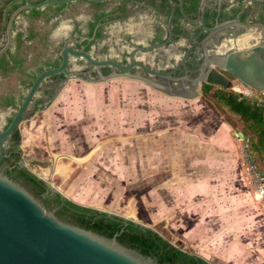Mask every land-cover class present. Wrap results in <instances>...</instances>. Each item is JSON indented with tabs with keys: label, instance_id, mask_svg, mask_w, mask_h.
<instances>
[{
	"label": "rangeland",
	"instance_id": "obj_1",
	"mask_svg": "<svg viewBox=\"0 0 264 264\" xmlns=\"http://www.w3.org/2000/svg\"><path fill=\"white\" fill-rule=\"evenodd\" d=\"M115 4L110 1L105 7L111 9ZM93 10L88 1L79 0L55 19L47 21L41 17L32 23L51 35L60 29V35L53 38L54 52H58L63 35L73 30L77 21L84 25ZM132 14L122 22L108 24L104 40L112 43L113 33L119 29H115L116 25H124L127 30L134 20L142 24L144 18L151 17L149 13L144 14L145 17ZM22 18L28 22L26 17ZM57 57L55 53L54 58ZM70 76L61 81L42 110L22 122L24 166L43 178L51 177L55 186L78 202L132 217L152 226L184 249H196L211 261L215 260L213 252H206L207 242L196 234L198 216L210 209L205 206L199 212L180 208L171 209L175 212L163 210V183L173 178L179 155L191 158L212 152V148L203 144L208 143L209 130L214 131L208 123L212 122L210 115L214 107L220 111L222 119L227 117L240 125L239 115L216 100L209 104L198 96L170 95L125 76L109 79H101L100 75L99 78H86L77 73ZM227 89L239 92L232 87ZM201 119L204 120L200 122ZM238 132L233 131L231 135L238 142L237 149L241 153ZM191 144L196 146L191 149ZM180 162L184 165L181 170L192 169L199 173L198 177L207 168V161L194 170L190 160ZM260 165L264 170V162ZM245 174L240 172L239 184L248 193L244 208L249 212L240 240L248 249L257 251L260 264H264V204ZM211 180L222 185L223 176L217 174ZM187 198L188 204L194 200ZM209 200L215 198H201L205 205L212 203ZM211 211L215 218L219 210L213 208ZM230 261L235 263L238 259Z\"/></svg>",
	"mask_w": 264,
	"mask_h": 264
},
{
	"label": "flooded vegetation",
	"instance_id": "obj_2",
	"mask_svg": "<svg viewBox=\"0 0 264 264\" xmlns=\"http://www.w3.org/2000/svg\"><path fill=\"white\" fill-rule=\"evenodd\" d=\"M6 1L0 0V6L5 5ZM76 1L79 0L67 3L59 12H56L55 5L49 7L47 4L41 7L42 12L37 16L31 14V8L17 13L13 22L11 44L0 55V132L7 129L11 123L37 75L61 63L62 50L65 46L71 45L77 49L87 50L99 60L111 59L122 65H129L134 61L133 66L127 70L111 64L97 66L83 56L70 54L66 72L46 77L19 123L7 138L0 137L5 151L1 164L9 175L15 167H26L22 164L24 158V151L21 148L22 122L42 110L46 101L55 95L61 81L74 73L86 78L97 76L99 78L98 68L103 74H109L114 69L120 72L140 71L161 81L167 80L171 84L186 82L196 89L193 79L201 74L202 66L206 71L209 69L205 64L206 59H215L218 55L227 56L238 47L241 48L240 55L243 59L257 52L261 56L264 55L261 50V47H264V0H102L104 2L102 4L94 3L95 0H85L94 7L92 15L84 25L75 22L73 30L59 40L58 52H54L55 45L53 46L51 33L33 23L41 17L47 21L55 19ZM110 1H115L116 4L108 9L105 5ZM25 2L15 0L6 6L5 15L12 5L20 3L10 12L4 28L0 21V50L8 40L7 26L10 16ZM173 8L174 15L170 24ZM131 13L132 15L138 13L144 17L146 16L144 14L149 13L151 17L144 18L142 24L134 20L127 30L124 25H116L115 29H119L113 33L112 43L105 41L103 36L109 30L108 24L117 20L122 22ZM23 16L28 22L23 21ZM237 17L241 22L228 26L224 30L226 34L207 38L210 33L209 27ZM234 38L236 41L228 40ZM223 39L227 43L222 52H219L217 44ZM55 53H58L57 58H54ZM140 62L152 70L170 71L175 78L165 80L159 74L148 72ZM212 64L232 82L231 84L241 82L225 68L214 62ZM205 82H201V92ZM50 192L53 193L47 187L44 195Z\"/></svg>",
	"mask_w": 264,
	"mask_h": 264
},
{
	"label": "water",
	"instance_id": "obj_3",
	"mask_svg": "<svg viewBox=\"0 0 264 264\" xmlns=\"http://www.w3.org/2000/svg\"><path fill=\"white\" fill-rule=\"evenodd\" d=\"M25 1L10 16L7 26L8 40L0 50V55L11 44L13 22L18 12L26 8L44 7L49 3L67 4L74 0ZM173 15L174 8L170 16V24ZM240 22L241 20L237 17L217 23L208 28L210 33L207 38H216L220 34H226L224 30L228 26L239 24ZM170 24L169 27L171 29ZM228 40H235V38ZM226 43L227 41L223 39L222 42L217 44L219 52H222ZM261 50L264 53V47H261ZM70 54L83 56L90 63L97 66L111 64L127 70L134 63L133 61L129 65H122L111 59L99 60L87 50L77 49L71 45L65 46L62 50L61 63L57 66L49 67L37 75L11 123L7 129L0 132V137L4 136L7 138L19 123L39 85L46 77L51 74L66 72ZM240 54L241 48L238 47L227 56L218 55L215 59H206L205 64L209 69L206 71V68L202 66L201 74L193 79V83L197 86L196 89L186 82L171 84L166 80V78H175L170 71L152 70L141 62L140 64L144 69L152 74L163 76L166 81H161L150 75L147 76L140 71L120 72L114 69L109 74H103L99 69V75L101 79H109L116 76L139 79L170 95L195 97L202 94V81L224 88L232 87V82L214 67L212 64L214 62V64L225 68L236 76L244 85L250 86L264 94V55L261 56L257 52L243 59ZM5 150L7 151V149ZM4 155L5 151L2 147V140H0V264H165L158 261L154 256L145 254L139 249L120 241L118 239L120 232H115L112 236H108L61 218L54 208H48L42 198L37 196L27 185L3 170L1 161ZM43 179L52 192L59 191L67 196L58 186L52 183L51 177ZM107 211L110 214H118L113 211ZM123 217L127 222L128 220H133L142 226L152 227L132 217Z\"/></svg>",
	"mask_w": 264,
	"mask_h": 264
},
{
	"label": "crops",
	"instance_id": "obj_4",
	"mask_svg": "<svg viewBox=\"0 0 264 264\" xmlns=\"http://www.w3.org/2000/svg\"><path fill=\"white\" fill-rule=\"evenodd\" d=\"M197 98L211 104L202 99L201 95ZM213 109L215 110L210 115L212 122L208 121V123H211L214 131L209 130L208 143L203 144L205 147L212 148V152L203 156L200 154L199 156L193 155L191 158L180 157L179 155V158L176 159L177 162H175L173 178L163 183V210L175 212L171 209L180 208L182 211L190 209L191 212H199L201 207L206 206L210 210L202 212L203 214L198 216L200 219L197 222L199 228L196 229L198 230L196 234L198 233L199 239L207 242L208 249L206 252H213L215 260L212 262L214 264H260L262 262L259 259L258 252L252 248L248 249L244 243L241 244L240 240V235L245 232L244 227L247 225L248 219L246 216H248L249 211H245L244 208L247 207L246 196H248V193L244 190L242 184H239L241 183L240 172L245 174L246 170L243 167L241 153L237 149L238 142L231 135L237 129L227 117L223 116L225 119L220 117L222 114L219 113L218 109L215 107ZM203 120L199 121L202 122ZM199 142L198 140V146H200ZM194 146L196 145L191 144V149ZM184 160L186 162L190 160L194 164L193 170L195 167L201 166L200 163L203 161H207V168L198 177L199 173L193 172L192 169L186 168L185 171L180 169L184 166L181 165L180 161ZM211 174L213 177L217 174L222 175V185L216 183V180H211L213 178L210 176ZM246 174L244 176L247 180ZM187 197H192L194 200L188 204ZM203 197H212L215 200H209L212 203H206L205 205V203L202 204L204 201H201ZM184 198L187 200L183 201ZM213 208L219 210L215 218L211 211ZM168 217L167 221H169ZM192 217L194 216L192 215ZM195 251L198 253V250L195 249ZM200 254L205 256L202 253ZM205 257L207 258V256ZM221 257H223L222 260ZM233 258H237L238 261L232 263L230 260Z\"/></svg>",
	"mask_w": 264,
	"mask_h": 264
},
{
	"label": "trees",
	"instance_id": "obj_5",
	"mask_svg": "<svg viewBox=\"0 0 264 264\" xmlns=\"http://www.w3.org/2000/svg\"><path fill=\"white\" fill-rule=\"evenodd\" d=\"M13 1L15 0H7L5 5L0 6L2 28L6 26L10 12L20 5V3L12 5L8 9V14L5 15L6 6L13 3ZM33 1L39 2L41 0ZM94 3L102 4L104 2L95 1ZM53 5H55L56 12H59L67 4H48L49 7ZM41 12V7L31 8L33 16H37ZM30 35L32 36L33 33H30ZM201 97L208 102L216 100L231 112L239 115L240 125L234 120L228 119L240 133L251 138L253 153L260 164L264 162V94L256 90L253 96H246L242 92L205 82ZM10 176L27 185L37 196L42 198L48 208H54L61 218L108 236L120 232L118 235L120 241L139 249L145 254L154 256L161 263L214 264L205 256L175 244L152 227L142 226L133 220L127 222L119 214H110L107 210L83 204L63 195L59 191L44 195L47 189L45 180L28 167H15L10 171Z\"/></svg>",
	"mask_w": 264,
	"mask_h": 264
},
{
	"label": "built area",
	"instance_id": "obj_6",
	"mask_svg": "<svg viewBox=\"0 0 264 264\" xmlns=\"http://www.w3.org/2000/svg\"><path fill=\"white\" fill-rule=\"evenodd\" d=\"M232 88L237 89V91L244 93L246 96H253L256 91L252 87L244 85L242 82L232 84ZM237 135L241 143V156L247 175L257 197L264 204V170L251 149V138L240 132Z\"/></svg>",
	"mask_w": 264,
	"mask_h": 264
},
{
	"label": "clouds",
	"instance_id": "obj_7",
	"mask_svg": "<svg viewBox=\"0 0 264 264\" xmlns=\"http://www.w3.org/2000/svg\"><path fill=\"white\" fill-rule=\"evenodd\" d=\"M58 35H60V29H57L52 33V38H56ZM66 35V34H65Z\"/></svg>",
	"mask_w": 264,
	"mask_h": 264
},
{
	"label": "bare ground",
	"instance_id": "obj_8",
	"mask_svg": "<svg viewBox=\"0 0 264 264\" xmlns=\"http://www.w3.org/2000/svg\"><path fill=\"white\" fill-rule=\"evenodd\" d=\"M59 172V171H58ZM61 172V171H60ZM62 173V172H61ZM64 173V172H63ZM51 176V175H50Z\"/></svg>",
	"mask_w": 264,
	"mask_h": 264
}]
</instances>
